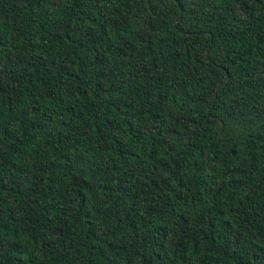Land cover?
Masks as SVG:
<instances>
[{
  "label": "trees",
  "instance_id": "trees-1",
  "mask_svg": "<svg viewBox=\"0 0 264 264\" xmlns=\"http://www.w3.org/2000/svg\"><path fill=\"white\" fill-rule=\"evenodd\" d=\"M0 264H264V0H0Z\"/></svg>",
  "mask_w": 264,
  "mask_h": 264
}]
</instances>
